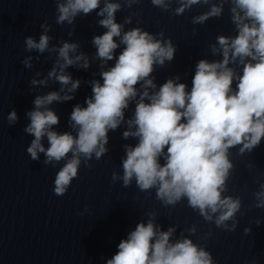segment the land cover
I'll use <instances>...</instances> for the list:
<instances>
[{
    "label": "clouds",
    "instance_id": "1",
    "mask_svg": "<svg viewBox=\"0 0 264 264\" xmlns=\"http://www.w3.org/2000/svg\"><path fill=\"white\" fill-rule=\"evenodd\" d=\"M138 2L126 0L128 7ZM103 3L100 7L101 0H56V23L60 25H72L77 16L99 9L97 15L103 18L98 24L107 31L92 39L96 58L102 68L115 60L114 66L100 72L102 83L90 82L92 95L85 99L86 107L74 106L69 118L72 131L53 130L59 117L50 105L73 99L71 93L79 88L80 80H73L65 69L88 68V57L76 54L77 43L62 42V46L50 48L52 37L47 35L50 27L46 24L41 25L44 32L38 41L31 36L24 40L26 51L58 54L47 77L33 79L31 84L46 86L53 79L61 85L59 91L37 95L33 110L26 113L30 123L24 131L34 137L27 147L31 160H39L43 153L45 165L66 161L54 180V194L64 195L78 177L82 162L90 168L88 162L93 157L99 160L108 152L109 131L125 123V110L135 101L133 116L126 121L127 130L122 135L124 139H136L137 143L124 146L123 174L113 172L112 182L121 180L128 187L135 181L142 192L155 189L156 199L165 207H174L186 199L188 207L205 221L235 231L242 200L239 196L224 195L234 168L230 149L239 146L240 154L251 153L264 139V0H220L219 4L211 0H178L175 15H182L193 5L208 6L206 12L192 18L193 24L219 18L224 5L230 4L236 31L234 36L216 37V43L210 45L211 52L222 59H201L190 90L186 83L177 82L178 76L167 79L157 90L152 76L155 66L171 62L176 48L170 39H157L139 27L123 31L124 25L115 18L121 4L109 0ZM151 3L165 11L169 8L168 0ZM129 22L126 18L125 23ZM159 35L163 37L162 32ZM115 38H119V43ZM121 45L123 49L116 56L115 50ZM30 61L31 57L23 63L31 67ZM137 85L142 91L138 92ZM7 120L10 125L18 120L15 110ZM45 137L48 147L43 143ZM253 196L255 207L264 209V183ZM154 215L148 213L147 222L138 223L120 241L118 251L107 264H214L211 252L189 237L181 234L173 240L175 227L160 230ZM255 223L259 226L261 221L257 219ZM187 231L195 234L196 227ZM244 233L250 234L251 229L245 228Z\"/></svg>",
    "mask_w": 264,
    "mask_h": 264
}]
</instances>
